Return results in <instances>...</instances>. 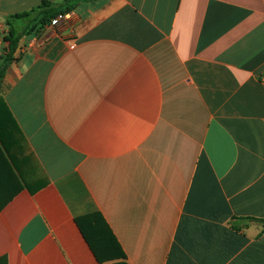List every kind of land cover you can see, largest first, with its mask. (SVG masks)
<instances>
[{"label": "crops", "instance_id": "0c3cea01", "mask_svg": "<svg viewBox=\"0 0 264 264\" xmlns=\"http://www.w3.org/2000/svg\"><path fill=\"white\" fill-rule=\"evenodd\" d=\"M43 1L0 0V22ZM22 43L0 90V260L264 264L262 226L234 223L264 219V0H93ZM92 214L125 259L99 262Z\"/></svg>", "mask_w": 264, "mask_h": 264}, {"label": "trees", "instance_id": "16d2710c", "mask_svg": "<svg viewBox=\"0 0 264 264\" xmlns=\"http://www.w3.org/2000/svg\"><path fill=\"white\" fill-rule=\"evenodd\" d=\"M93 0H64L61 4H55L51 1L44 0L40 5L30 10L10 15L7 18V25L9 32L5 37L7 48L5 50L3 63L0 65V90L3 79L8 72L11 64L16 60L20 43L22 39L33 33H38L43 28L49 26L54 20L65 16L74 11L80 3L90 2ZM4 108L0 100V111ZM7 158L0 146V210L7 204L15 194L9 191L5 193L2 190L4 178L3 171H5V163ZM8 163V162H7ZM7 165L9 180L16 188L17 178L14 173H11V167ZM11 176V177H10ZM237 221L258 222L262 226L260 235H264V219L255 218H234V223ZM77 224L81 229L86 241L94 252L99 262L114 261L118 259H125V254L112 230L107 222L100 214H92L77 220ZM235 229H240L236 224L232 225ZM0 264H6L4 260H0Z\"/></svg>", "mask_w": 264, "mask_h": 264}, {"label": "rangeland", "instance_id": "374dc122", "mask_svg": "<svg viewBox=\"0 0 264 264\" xmlns=\"http://www.w3.org/2000/svg\"><path fill=\"white\" fill-rule=\"evenodd\" d=\"M7 23L5 24L4 22H0V65L3 63L4 60V55H5V50L7 48V43L5 41V37L7 36L8 32H9V27ZM29 46H27L26 44L20 43V48H27ZM21 54H19V56L17 55V57H20Z\"/></svg>", "mask_w": 264, "mask_h": 264}]
</instances>
